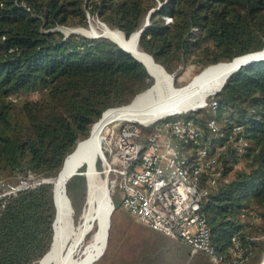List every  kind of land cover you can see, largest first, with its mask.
I'll return each instance as SVG.
<instances>
[{
    "label": "trees",
    "instance_id": "1",
    "mask_svg": "<svg viewBox=\"0 0 264 264\" xmlns=\"http://www.w3.org/2000/svg\"><path fill=\"white\" fill-rule=\"evenodd\" d=\"M148 13L138 44L168 72L180 70L176 86L187 67L197 72L264 47V0H0V178L28 172L55 177L103 111L130 103L154 81L110 38L55 28L85 26L89 15L129 37ZM212 100L215 109L207 105L173 116L199 124L202 138L194 150L205 145L215 156L200 173L209 191L201 209L221 264H259L264 238L254 236L264 234V59L232 72ZM211 118L216 134L207 126ZM234 125L240 127L234 131ZM140 127L136 139L144 140L152 125ZM240 136L244 153L237 147ZM82 170L66 182L75 212L86 193ZM53 194V182L45 181L0 195V264H32L47 252ZM242 208L259 221L247 226ZM233 236L244 248L237 259L229 253Z\"/></svg>",
    "mask_w": 264,
    "mask_h": 264
},
{
    "label": "built area",
    "instance_id": "2",
    "mask_svg": "<svg viewBox=\"0 0 264 264\" xmlns=\"http://www.w3.org/2000/svg\"><path fill=\"white\" fill-rule=\"evenodd\" d=\"M207 105L215 109L217 102L208 101ZM207 126L213 131L211 134H216L214 118L208 121ZM239 127L234 125V131ZM141 133L140 126L129 124L107 141L109 156L104 149L101 159L109 168L113 192L116 187L122 191L124 207L139 221L181 239L189 246L190 254L203 252L212 263L221 264V256L212 244L210 228L201 209L209 191L201 185L200 173L215 161L214 154L205 145L194 150L202 138V127L191 119L171 115L152 124L151 134L146 139H136ZM208 142L209 139L205 143ZM237 143L239 153H244L245 139L240 136ZM224 147L222 144L215 148L220 151ZM217 176L218 172H215L210 185H215ZM45 181V177L31 172L18 176L12 182L0 178V195H10ZM246 213L242 208L240 218L247 226L259 221L253 213L251 216ZM254 238H264V234ZM243 252L240 239L233 236L230 255L237 259Z\"/></svg>",
    "mask_w": 264,
    "mask_h": 264
},
{
    "label": "bare ground",
    "instance_id": "3",
    "mask_svg": "<svg viewBox=\"0 0 264 264\" xmlns=\"http://www.w3.org/2000/svg\"><path fill=\"white\" fill-rule=\"evenodd\" d=\"M100 27L105 34L140 58L156 80L147 90L137 94L130 103L103 111L100 118L92 124L89 135L80 140L67 156L59 177L53 180L56 216L52 242L39 261L32 264H89L106 247L108 214L112 208L109 190L111 193L113 190L111 181L107 182L109 168L104 165L103 170L98 171L96 161L103 155L102 132L108 124L125 119L146 125L164 116L186 112L192 107H197L222 84L229 72L247 57L208 65L185 85L177 87L171 83L170 74L139 46L136 31L126 38L117 29H110L104 24H100ZM90 28H82V30L87 33L96 32V28H91L92 30ZM261 54H264V50ZM82 165L85 166L84 174L88 186L80 219L74 222L71 219V208L64 189L67 177ZM90 231L93 233L84 246L82 255L75 257L76 248ZM261 264H264V259Z\"/></svg>",
    "mask_w": 264,
    "mask_h": 264
},
{
    "label": "rangeland",
    "instance_id": "4",
    "mask_svg": "<svg viewBox=\"0 0 264 264\" xmlns=\"http://www.w3.org/2000/svg\"><path fill=\"white\" fill-rule=\"evenodd\" d=\"M99 24V25H98ZM100 24H104L106 26H108L110 29H116V28H111L110 25L100 21L98 18L96 17H92L88 15V22L87 25L82 26L83 28H96V32L93 33H98V34H104V32L101 30ZM90 26V27H89ZM99 26V27H98ZM79 26H70V27H62V29L64 30H68V29H75L78 28ZM90 28V29H91ZM99 28V29H98ZM92 30V29H91ZM99 30V32H98ZM118 30V29H117ZM89 33V32H88ZM90 33V34H93ZM129 38V37H126ZM203 70V69H202ZM180 70H176L174 73L175 75L177 74V72H179ZM201 71V70H200ZM200 71L196 72V69L193 67H187L186 69H184V71L178 75V86H183L185 85L187 82H189L191 80V78L194 77V75L198 74ZM175 85V84H174ZM176 86V85H175ZM28 96L29 94H23L21 93L20 96ZM30 96H36V94H30ZM211 98V95H208L206 97L205 100H203L202 103H205L206 101L208 102L209 99ZM200 104V105H201ZM179 114V113H177ZM174 115V114H171ZM168 115V116H171ZM166 116H164L165 118ZM161 118L160 120L164 119ZM160 120H156L155 122H151L149 124H146L147 126L152 125L154 123L159 122ZM129 124H133V125H137V126H146L145 124H141L139 122L136 121H131V120H125V119H119V120H115L114 122L108 124L103 132H102V151H105L106 156H109L108 153V148L106 147L107 141L110 140L114 134L119 131L120 129H122V127H124L125 125H129ZM105 147V148H104ZM109 147V145H108ZM107 148V150H106ZM104 155V154H103ZM102 155V156H103ZM102 156L97 158L96 161V168L98 169V171H102L103 170V161H102ZM83 167V174H84V170H85V166H79L78 168V172L80 170V168ZM109 171V169H108ZM109 174V172H108ZM85 175V174H84ZM108 181L110 180V176L108 175ZM4 181H8V182H12L14 180H7L4 179ZM110 184L108 183V188ZM88 186V183H87ZM86 191H87V187H86ZM109 194L111 196V202L114 204V209L111 213L110 216V226L108 229V241L105 247V250L103 252V255L100 256L97 261H94L92 264H139L138 260H140V254H137V262H130L129 258H132V252H133V248L132 245H134L133 242V238L131 236V231L133 232V228L135 227V224H133L130 220H127V222L125 221L127 219V215L130 214L131 216L135 217L133 214H131L123 205L122 203V191L116 187V190L114 192H110L109 190ZM85 198H86V193L83 197V199L81 200V205L79 208L78 212H73V217H74V222H78L80 219V214H81V210L84 207L85 204ZM76 213V214H75ZM129 217V215H128ZM242 219V218H241ZM124 220L125 222L123 223V226L126 228H121L119 229V223ZM93 231H90L86 234L84 240L82 241L81 244H79V246L76 248L75 252H74V256L78 257L80 255H82L83 250H84V246L86 245V243L89 242L91 235H92ZM48 251V250H47ZM137 252V250H136ZM263 255L262 258L260 260V263H262L263 260Z\"/></svg>",
    "mask_w": 264,
    "mask_h": 264
},
{
    "label": "crops",
    "instance_id": "5",
    "mask_svg": "<svg viewBox=\"0 0 264 264\" xmlns=\"http://www.w3.org/2000/svg\"><path fill=\"white\" fill-rule=\"evenodd\" d=\"M128 215L125 221L130 220L135 224L133 232L131 231L134 242L133 256L129 258L131 263L137 262V254H140L139 264H214L203 252L190 254L189 246L181 239L153 229L136 217ZM125 221L119 223V229L126 228L123 226Z\"/></svg>",
    "mask_w": 264,
    "mask_h": 264
},
{
    "label": "water",
    "instance_id": "6",
    "mask_svg": "<svg viewBox=\"0 0 264 264\" xmlns=\"http://www.w3.org/2000/svg\"><path fill=\"white\" fill-rule=\"evenodd\" d=\"M152 10H153V9H152ZM152 10H151V11H152ZM104 23H105V22H104ZM148 24H149V13L147 14V16H146L144 22L142 23V25L136 30V32H137V42L139 41V36H140L141 31H142L143 29H145V27H146ZM82 28H83L82 26H79L78 28H75V29H68V30H64V29H62V27H56L55 29L64 32L65 35H69V34H71V33H80V34H83V35H86V36H90V37L104 36V37L110 38L111 40H113L114 42H116L121 48H123L124 50L130 52L132 56H134L137 60H139L140 62H142V63L144 64V66H145L147 72L149 73V75L153 77L154 81H153L152 85L154 84V82H155L156 79H155L154 75L152 74V72H150V70L148 69L147 65H146V64H145L140 58H138L134 53H132L131 50H129V49L126 48L125 46L121 45L119 42L115 41L114 39H112L111 37H109V36H108L107 34H105V33H104V34H98V33L90 34V33H87L86 31H83ZM118 30H119V29H118ZM119 31H120V30H119ZM120 32H121V31H120ZM134 32H135V31H134ZM132 33H133V32H132ZM132 33H131V34H132ZM122 34H123V33H122ZM131 34H130V36H131ZM123 36H125V35L123 34ZM130 36H129V37H130ZM125 37H126V36H125ZM263 50H264V47H263V49H261V50H259V51L250 52V53H247V54H243V55H240V56H236V57H234L232 60H234L235 58H239V57H245V56H247L244 60H242L237 66H235V68H233V69L229 72V74L224 78L222 84H221L216 90H214V91L212 92L211 96L214 95V94H216L217 92L220 91V89L222 88L223 84L225 83L227 77H228L232 72H234L235 70H237L238 68H240L241 66H243V65H245V64H248V63L253 62V61H257V60L264 59V54H261V53L263 52ZM148 54H149V53H148ZM149 55L153 58V56H152L151 54H149ZM153 59H154V58H153ZM154 60H155V59H154ZM232 60H231V61H232ZM155 62H156V61H155ZM228 62H229V61H228ZM157 63H158V62H157ZM218 63H225V62H218ZM158 64H159V65L165 70V72H167V73L170 74V76H171V83L174 85V77H175V73H174V72H172V73L168 72V71L164 68L163 65H161L160 63H158ZM215 64H217V63H215ZM212 65H213V64H212ZM152 85H151V86H152ZM151 86H150V87H151ZM174 86H175V85H174ZM180 87H182V86H180ZM148 88H149V87H148ZM148 88H147V89H148ZM147 89H145V90H147ZM145 90H144V91H145ZM142 92H143V91H142ZM140 93H141V92H140ZM138 94H139V93H138ZM136 95H137V94H136ZM136 95H135V96H136ZM206 103H207V101H206L205 103L201 104V105H198L197 107H192V108H190L188 111H191V110H197L198 108H201V107L205 106ZM121 106H123V105H121ZM77 144H78V143H77ZM68 155H70V153H69ZM68 155H67V156H68ZM67 156H66V158H67ZM66 158L64 159L63 165H62L61 169L59 170L58 174H57L55 177L46 178V182H53L54 178H58V177H59V175H60V173H61V171H62V169H63V166H64V164H65ZM77 173H79V172H77V171H73V172L69 175V177H67V180H68L71 176H73L74 174H77ZM85 179H86V178H85ZM66 182H67V181H66ZM86 187H87V180H86ZM64 192H65V197H66V199L68 200L69 206H70V208H71V214H72L71 219L74 221V217H73L74 208H73V206H72V204H71V200H70V198H69V196H68V194H67V192H66V185H65ZM53 199H54V194H53ZM54 205H55V199H54ZM113 209H114V204L112 203V208H111V210H110V212H109V214H108V226H107V231H106V244H107V238H108V229H109V226H110V216H111V213H112ZM55 216H56V205H55ZM55 216H54V219H53V222H52L53 230H54ZM52 238H53V236H52ZM104 250H105V248H104ZM104 250H103V252H104ZM103 252H101L98 256H96L95 258H93V259L89 262V264H92L94 261H96V260H97V259L103 254ZM38 261H39V260H38ZM37 264H40V263H37Z\"/></svg>",
    "mask_w": 264,
    "mask_h": 264
}]
</instances>
